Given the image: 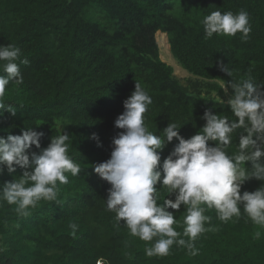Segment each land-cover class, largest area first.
Segmentation results:
<instances>
[{
  "label": "trees",
  "instance_id": "1",
  "mask_svg": "<svg viewBox=\"0 0 264 264\" xmlns=\"http://www.w3.org/2000/svg\"><path fill=\"white\" fill-rule=\"evenodd\" d=\"M241 9L250 15L252 31L206 36L203 19L213 11ZM168 36L177 62L195 79L187 84L161 57L157 32ZM13 44L22 52V83L12 82L5 102L16 108L0 115V136L22 134L31 126L44 133L39 153L53 136L67 131L69 155L80 164L77 176L58 184L55 201L39 202L27 216L15 205L0 201V264H264V228L243 213L227 223L214 209L205 227L216 231L196 241L198 254L174 245L169 255L148 257L150 242L130 235L107 208L111 187L94 172V165L110 159L113 138L123 131L115 120L136 81L153 99L146 123L159 135L170 122L178 123L186 139L206 124V110L235 117L227 105L224 83L251 75L264 83V0H0V45ZM221 63L232 77L221 70ZM233 134L231 155L238 150ZM98 135L99 142L93 139ZM178 141L163 152L167 157ZM23 169L0 174V189L21 176ZM264 181L253 178L243 191H255ZM163 203L167 189L157 185ZM170 211H174L169 209ZM174 215L183 234L184 206ZM78 227L73 234L70 227ZM261 232L259 239L254 238ZM188 239L187 237H182Z\"/></svg>",
  "mask_w": 264,
  "mask_h": 264
},
{
  "label": "clouds",
  "instance_id": "2",
  "mask_svg": "<svg viewBox=\"0 0 264 264\" xmlns=\"http://www.w3.org/2000/svg\"><path fill=\"white\" fill-rule=\"evenodd\" d=\"M208 38L214 34L235 36L247 40L252 31L250 15L241 9L238 13L213 11L202 21ZM161 32V31H159ZM158 33V32H157ZM164 33V32H163ZM169 41V40H168ZM22 52L13 44L0 45V115L6 110L12 116L16 108L5 102L10 83L23 82L20 64ZM221 70L232 77V71L221 63ZM226 103L235 117L229 119L206 110L204 127L191 138L181 135V126L170 122L157 135L149 130L146 113L153 99L136 81L135 90L124 101L125 111L115 120V127L123 131L113 138L110 159L94 165V172L111 187L108 189L107 208L115 213L117 224H125L129 233L141 241L150 242L145 248L148 257L167 256L171 248L185 247L195 256V241L204 233L216 231L205 227L211 217L206 211L214 209L224 223L240 218L243 213L252 223L264 228V184L255 191H243L246 182L255 178L264 181V83L247 78L221 83ZM239 133L238 150L229 154L233 134ZM43 132L29 126L22 134L0 136V174L5 167L9 173L17 168L23 174L6 182L0 189V201L15 205L18 215L27 216L39 202L55 201L58 184L69 182L67 173L77 176L81 166L69 155L70 135L67 131L53 136L51 143L41 148ZM98 146L99 137L93 134ZM174 150L162 159L163 152L173 141ZM157 185L167 189L163 203ZM184 206L183 234L174 211ZM174 210V211H170ZM73 234L76 224L70 226ZM182 237H187L184 239ZM256 231L254 238L259 239Z\"/></svg>",
  "mask_w": 264,
  "mask_h": 264
},
{
  "label": "rangeland",
  "instance_id": "3",
  "mask_svg": "<svg viewBox=\"0 0 264 264\" xmlns=\"http://www.w3.org/2000/svg\"><path fill=\"white\" fill-rule=\"evenodd\" d=\"M156 39L160 48L162 59L174 67L176 76L179 77L184 84H187L190 79H195L196 77L185 70L173 57L170 49V44L168 47L166 43V41L169 43L167 34L158 32L156 34ZM226 99H228V97H226Z\"/></svg>",
  "mask_w": 264,
  "mask_h": 264
},
{
  "label": "built area",
  "instance_id": "4",
  "mask_svg": "<svg viewBox=\"0 0 264 264\" xmlns=\"http://www.w3.org/2000/svg\"><path fill=\"white\" fill-rule=\"evenodd\" d=\"M99 264H108V262L102 259V260H99Z\"/></svg>",
  "mask_w": 264,
  "mask_h": 264
},
{
  "label": "bare ground",
  "instance_id": "5",
  "mask_svg": "<svg viewBox=\"0 0 264 264\" xmlns=\"http://www.w3.org/2000/svg\"><path fill=\"white\" fill-rule=\"evenodd\" d=\"M166 43H167V46L169 47V43L166 41Z\"/></svg>",
  "mask_w": 264,
  "mask_h": 264
}]
</instances>
